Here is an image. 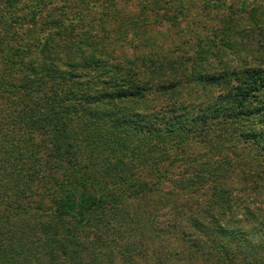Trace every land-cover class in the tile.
Returning a JSON list of instances; mask_svg holds the SVG:
<instances>
[{
	"label": "trees",
	"instance_id": "trees-1",
	"mask_svg": "<svg viewBox=\"0 0 264 264\" xmlns=\"http://www.w3.org/2000/svg\"><path fill=\"white\" fill-rule=\"evenodd\" d=\"M51 1L0 0V264H143L138 226L175 240L167 260L264 264V225L230 187L264 188L263 14L225 19L186 63L126 54L112 19ZM171 181L207 190L186 231L141 207Z\"/></svg>",
	"mask_w": 264,
	"mask_h": 264
},
{
	"label": "rangeland",
	"instance_id": "rangeland-1",
	"mask_svg": "<svg viewBox=\"0 0 264 264\" xmlns=\"http://www.w3.org/2000/svg\"><path fill=\"white\" fill-rule=\"evenodd\" d=\"M71 1L76 6L80 5L78 10L91 8L96 17L103 14L105 19L107 17L110 21L112 19V22H110L111 27L116 28L118 26L116 34L120 36L117 45L122 47L123 50L121 51L126 54L152 55L159 60L176 61L183 59L186 63L191 62L190 59H193L197 54L198 47L205 44L208 38L213 37L214 29L221 25L225 19L230 20L231 23L244 24L251 19L253 9H256L257 13L263 14L262 17H264V0H52L51 4L53 6L49 4L48 7L67 9L72 6L69 5ZM42 15H45V12H42ZM217 34L219 35V33ZM208 151L206 147L192 144L187 152L204 155ZM238 151L239 153H245L246 149L243 152ZM174 164L180 166L178 161ZM180 177L185 179L194 176L191 170L186 172L183 170L180 175L178 169H174L172 179H179ZM231 179L230 187H234L232 198L238 203H244L249 210H253L258 214L257 224L248 219L250 225H253L254 231L260 230L258 224L264 225V188L260 186V189L254 190L245 185V188L248 187L245 190L246 192H237L236 190L242 185L239 183L243 182H241L242 180L238 175L232 176ZM175 185L176 183L172 181L165 185V187H169V190L175 192V196L162 199L155 196L146 205L142 204L141 207L152 215L150 220L152 219L154 223L158 221L163 225V229L167 221L175 218L176 231H186L188 226L186 217H189L190 213L198 214L201 212V204H205L208 194L201 195V191H207L205 188L199 189L196 187L197 191L192 188L179 190V187ZM154 200L156 201L153 202ZM132 209L134 208L132 207ZM239 212L242 213L241 210ZM143 217L146 218V216ZM244 224L246 225L247 222ZM250 229L251 227L248 230L255 233ZM245 231L239 233L240 239L248 243L254 241L253 235L247 236ZM168 237L164 234L154 236L149 229L140 226L137 227V231L127 236L129 242L140 248L139 252L145 250L147 253L146 258L145 256L137 258L140 263L189 264V262H193L186 256H174L172 254L167 260L168 257L160 255L170 249L171 252L175 250L173 245L175 240L173 238L170 241L168 240L167 243L165 242ZM187 244H185V247ZM180 250H184V246Z\"/></svg>",
	"mask_w": 264,
	"mask_h": 264
}]
</instances>
